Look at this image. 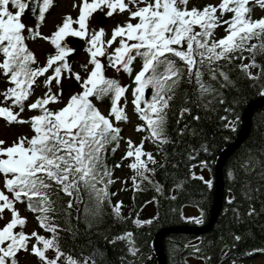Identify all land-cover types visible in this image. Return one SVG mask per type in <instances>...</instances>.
Instances as JSON below:
<instances>
[{
  "label": "snow or ice",
  "instance_id": "1",
  "mask_svg": "<svg viewBox=\"0 0 264 264\" xmlns=\"http://www.w3.org/2000/svg\"><path fill=\"white\" fill-rule=\"evenodd\" d=\"M189 4L190 0H79L73 5L78 8L75 19L64 16L50 36L41 37L50 42L55 52L40 65L26 39L40 36L39 22L45 20L53 0H37L32 4V10H38L37 29L22 22V16L30 7L29 0H0V79L7 84L0 92V104L3 105L0 106V118L9 125L27 124L31 130L30 137L20 136L7 147L3 146L5 141L0 140V219L5 210L10 213V218L0 226V264H18L17 253L20 251L30 252L37 258V264H103L102 258H97L102 254L96 250L88 255L81 252L79 256L64 251L61 232H68L75 238L79 229L73 228L71 222L75 220L79 224L82 217L85 225L91 228L93 220L102 214L107 197L115 195L108 192L113 181L105 159L109 147L115 153L120 145L122 137L118 124L129 121L125 110L129 89L135 114L142 122L135 130L148 133L139 145L126 141L127 149L122 157L130 159L128 168L134 173L136 189L140 186L136 177L152 183L155 168H149L148 164L155 166L158 163L151 152L144 151V143L148 140L160 145L171 142L167 134V116L177 88L184 80L193 85L198 99L211 96L212 100L207 103L215 100L223 105L225 100L218 89L203 80L205 69L209 81L223 78L221 88L230 83L228 74L221 68L223 62L240 61L236 68L249 80L256 81L264 76V65L255 59L257 55L264 56V16L252 18L249 0H219L217 4L202 7H189ZM255 4L264 9V0H255ZM97 13L109 18L114 14L124 17L107 39L103 27L89 30L91 19ZM220 27L224 34L217 39L215 32ZM68 37L84 41L86 45L88 61L81 65L86 73L84 77L73 72L68 62L67 58L75 51L65 43ZM245 59L249 63H243ZM137 61L140 66L134 73ZM109 68L117 73L123 71L131 84L121 85L118 80L108 78L106 71ZM255 68L260 72L254 75L251 70ZM40 78H43L42 82ZM65 78L74 80L80 89L66 101L63 99ZM41 83L45 91L33 100L34 86L40 87ZM149 88L150 99L145 95ZM93 98L96 101L109 99L107 114L100 111ZM25 109L33 114L26 120L18 119ZM224 111L228 113L232 109L225 108ZM185 113H190V109L181 107L177 125ZM192 119L199 120V116ZM220 119L225 122L224 128L235 131V121L227 116ZM185 130L187 125L178 130V135H183ZM203 151L208 152L207 146ZM195 158L189 156L190 160ZM258 164L264 162L249 157L243 165L245 174ZM120 166L119 163L115 165L116 168ZM200 167H208L207 161L201 160ZM228 175L235 179L233 172ZM192 178L203 181L209 189L212 187V181L203 176L197 177L193 173ZM242 187L250 201L251 182H242ZM157 191H160L159 186ZM171 199L175 200L176 196ZM234 201L233 196L227 203ZM17 203L26 204L28 210L36 214L39 227L48 236L37 231L31 234L23 231L27 221L20 216ZM107 203L113 217L123 220L122 202L118 201L114 206L110 200ZM232 211L239 219V209ZM255 214L256 209L250 203L247 215ZM61 216L67 218V227H61L58 222ZM188 219L202 224L203 209L199 217ZM132 222L141 227L152 224L153 219L141 220L137 214ZM134 235L126 231L108 243L125 241L128 254L136 258L140 250ZM234 239L240 241L241 236L235 235ZM185 247H191L197 258L210 259L200 255L202 249L198 245L186 244ZM49 251L52 256L47 254ZM131 264H136L135 259Z\"/></svg>",
  "mask_w": 264,
  "mask_h": 264
},
{
  "label": "trees",
  "instance_id": "2",
  "mask_svg": "<svg viewBox=\"0 0 264 264\" xmlns=\"http://www.w3.org/2000/svg\"><path fill=\"white\" fill-rule=\"evenodd\" d=\"M255 59L258 64L264 65V56L257 55ZM246 60L248 59L243 60V63L246 64ZM137 62L139 65V61ZM238 63L240 61L222 63L221 68L228 74L230 80L223 88L220 87V84L224 83L223 78L209 81L207 70H204L203 80L212 83L218 89L220 96L225 100L223 105L215 100L211 104L207 103L212 100L211 96H206L203 100L198 99L194 94L193 85H189L187 80L178 86L167 116V134L171 142L163 145L154 143L157 150L155 159L158 163L155 166L152 164L148 166L155 168L154 174L151 175L152 183L140 181L137 177L142 187L134 193L133 199L126 207V215L121 214L123 220L113 217L112 208L107 203V200H110L112 205L114 195L107 197L102 214L93 220L91 228L85 225L83 217L79 224L73 220L72 227L78 228L79 234L74 238L68 232H61L64 251L79 256L81 252L88 255L96 250L102 254L97 258H102L103 264H131L133 259L136 264H157L154 253L155 235L165 228L190 227L196 224L194 219L184 217L183 206H192L199 211L203 209V223L204 225L208 223L215 199L217 157L236 140L247 108L264 96L261 95V91H264V76L256 81L249 80L236 68ZM251 71L255 75L260 69L255 68ZM148 98H151V89ZM185 106L190 109V113H185L184 119L177 125L179 109ZM225 108H231L232 111L226 113ZM193 116H199V120H193ZM221 116H227L229 120L235 121V131L223 127L225 122L221 121ZM185 125L187 130L183 135H178V130ZM204 146L208 148L207 153L203 151ZM116 152L113 153L109 147L105 159L107 167L112 172V181ZM190 155L196 158L190 160ZM249 157L264 162V105L251 113L247 134L226 159L222 168L224 185L222 205L214 224L209 231L199 236L186 233L167 235L163 240L166 264H185V261L188 264L187 259L190 257L200 260L201 264H229L231 260H245L256 253L264 252V164H258L245 174L243 165ZM201 160L207 161L208 167L201 168ZM193 165L195 167H192ZM230 171L233 172L235 179L229 177ZM193 173L197 177L203 176L205 180H211L212 187L209 189L203 181L193 179ZM244 181L251 182L250 201L245 195V188L242 187ZM157 186L160 191H157ZM108 192L114 193L113 183L108 186ZM172 196H176V199H171ZM233 196L234 203L228 204L227 200ZM149 201H154L155 204L156 212L151 218L153 223L137 227L132 221ZM250 203L256 209V214L251 217L247 215ZM233 208L239 209V219L232 211ZM66 220L64 216L59 218L61 227H67ZM126 231L135 234L136 246L140 250L136 258L128 254L125 241L108 243V240ZM235 235L241 236V240L235 241ZM186 244L198 245L202 249L200 255L210 259L197 258L191 247H185ZM47 254L53 255L51 251Z\"/></svg>",
  "mask_w": 264,
  "mask_h": 264
},
{
  "label": "rangeland",
  "instance_id": "3",
  "mask_svg": "<svg viewBox=\"0 0 264 264\" xmlns=\"http://www.w3.org/2000/svg\"><path fill=\"white\" fill-rule=\"evenodd\" d=\"M219 0H192L190 4L195 5H201L204 3H210V4H217ZM79 0H56L55 5L50 8V10L45 14V20L43 22V26L41 27L39 33L40 37L36 39L35 41L31 42V49L33 53L37 56L38 63H41L42 65L46 61L45 53L52 50L53 46L50 44V42L42 39L41 37L44 36H50L54 29L62 23L63 17L66 15L71 16L73 19L77 16L78 8H74V4H78ZM256 14H259L260 11L257 9L255 11ZM104 15L102 13L94 14L93 18L91 19L89 30L97 29L100 27L99 20ZM124 19L123 16L119 14H114V17L109 18L107 23L102 26L108 36L109 32L111 31L114 24L117 23V21H122ZM72 37H68L66 39H69ZM83 45L85 43L82 41L77 46L83 48ZM86 46V45H85ZM76 46H74L75 48ZM84 52V51H82ZM81 52V53H82ZM103 60V58H101ZM88 61V54L82 53V54H76L75 57H73V60H71L69 63H71V68L73 72H77L78 67L82 64H87ZM90 66V65H89ZM106 75H109L110 78H116L119 75H122V72L117 73L114 70L111 72H106ZM67 74H65V77ZM83 77V76H82ZM42 82V81H41ZM74 80L69 81L67 78L63 81V87L65 88V93L63 94V99L68 97L69 94H72L75 90H79V87L77 89H73L72 87L75 85ZM121 83H124V79L121 78ZM124 85H129V83H124ZM75 85L74 87H76ZM1 88V87H0ZM44 88L42 86L37 87L35 94L42 93ZM53 90L55 91V86L53 85ZM2 106V104H0ZM102 111H105V108L102 107ZM31 135L30 127L27 124H17L8 126L2 121H0V140L5 141V144L3 146L7 147L10 146L13 142L18 141L20 136H29ZM127 141L131 140L135 145L141 140L140 135H138L137 131L133 128L131 125L128 129L126 128V135H125ZM126 145V142L124 143V146ZM123 146V144H122ZM121 146V147H122ZM123 146V147H124ZM145 150V147H144ZM120 154V158H121ZM129 163H123L121 162V166L119 168L118 173V180H117V186L119 189V196L118 200H126L128 199V193L125 191V188L127 187V183H125L127 177L130 175L131 170L128 168ZM2 187V182H0V188ZM151 213V207H147L145 209V215L148 216ZM8 215H3L4 219H0V226L2 221H4L7 218ZM139 219L143 220V217H139ZM29 225H28V231L29 234H31L32 231H35L34 224L32 222V219H28ZM40 234V233H39ZM261 259V260H259ZM253 259L247 262H244L243 264H264V259ZM22 264H37V258L32 256L30 252L26 253L23 257ZM189 264H196V260L190 259Z\"/></svg>",
  "mask_w": 264,
  "mask_h": 264
},
{
  "label": "water",
  "instance_id": "4",
  "mask_svg": "<svg viewBox=\"0 0 264 264\" xmlns=\"http://www.w3.org/2000/svg\"><path fill=\"white\" fill-rule=\"evenodd\" d=\"M36 0H29L30 3V7L28 9H26V13L31 14L34 11L32 10V4L35 3ZM264 101L261 100L259 102H256L252 105H250L245 114H244V122H243V127L237 137V139L235 140V142L232 144V146H230L226 151H224L218 158L217 164H216V177H217V195H216V202L213 208V213H212V218L209 222V224L199 230H193V232L195 233H202V232H206L207 230L210 229L214 219L216 218V215L219 211V207H220V200H221V190H222V177H221V167L223 166L225 160L228 158V156L231 154V152L240 144V142L242 141V139L245 137V135L247 134L248 128H249V119L251 117V113L254 111V109H256L260 104H262ZM174 231H178L177 229H169V230H165L160 232L155 239V246H156V251H157V255H158V261L159 264H165V260H164V256H163V252H162V248H161V240L163 238L164 235H166L169 232H174Z\"/></svg>",
  "mask_w": 264,
  "mask_h": 264
}]
</instances>
